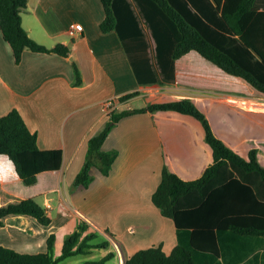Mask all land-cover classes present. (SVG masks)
Masks as SVG:
<instances>
[{"label": "crops", "instance_id": "crops-1", "mask_svg": "<svg viewBox=\"0 0 264 264\" xmlns=\"http://www.w3.org/2000/svg\"><path fill=\"white\" fill-rule=\"evenodd\" d=\"M187 1L194 12L199 10L193 1L203 3ZM204 2L212 16V3ZM113 6L117 26L104 32L102 0H29L23 26L43 45L69 46V56L27 49L17 63L0 28V116L19 109L37 132L41 148L64 151L62 167L40 173L33 185L25 184L8 154H0L1 188L20 198L37 197L53 218L43 225L27 214L5 217L0 245L20 252L46 251L48 237L76 217L105 234L112 244L108 252L115 250L119 256L158 245L170 253L178 245L175 221L161 212L152 196L165 166L193 180L213 164L205 127L195 116L175 110L128 115L103 144L105 150H119L111 173L92 167L94 181L74 187L89 139L109 119L108 100L123 109L190 98L220 138L247 159L256 147L264 166V92L197 50L175 59L181 32L156 1L114 0ZM256 7L264 9V0H257ZM77 22L84 24V31L73 36L69 27ZM74 62L80 68V84L75 83ZM129 93L136 94L122 99ZM141 100L142 105L132 106ZM182 235L186 239L188 233ZM234 250L243 259L235 263L264 264L262 238H246Z\"/></svg>", "mask_w": 264, "mask_h": 264}, {"label": "trees", "instance_id": "trees-1", "mask_svg": "<svg viewBox=\"0 0 264 264\" xmlns=\"http://www.w3.org/2000/svg\"><path fill=\"white\" fill-rule=\"evenodd\" d=\"M113 1L102 0L106 13L101 23L104 32L117 26ZM154 1L181 32L174 50L175 59L197 50L224 71L243 77L264 92V9H257V0H208L213 6L212 16L206 11L205 0H200L203 3L193 1L198 12L190 8L187 0ZM28 3L29 0H0V28L15 61L20 63L27 49L69 56V46L60 43L50 48L29 34L23 26L22 15ZM73 65L75 83L80 84V68L76 62ZM135 94L129 93L122 99ZM157 110H175L198 118L205 127L207 142L213 147L214 162L200 178L193 180H186L164 167L162 180L152 198L161 212L175 221L179 243L170 253L158 245L126 254L125 264H241L235 263L243 260L234 250L236 244L246 238L264 239V166L258 159L256 147L250 150L247 159L220 138L206 113L190 98L152 103L143 108L114 107L108 113L104 128L89 139L86 160L73 182L74 187H88L94 181L93 166L104 175L111 173L119 150H105L103 144L122 118ZM0 154H8L13 159L27 185L35 184L42 172L60 169L64 160L63 149L40 147L37 132L30 128L17 108L0 116ZM14 214L33 216L43 225L53 221L37 197L20 198L0 186V225L5 224V217ZM89 226L88 222L81 221L78 230L61 243L62 254L58 258L54 256L59 244L57 233L48 237V249L42 252H20L0 245V264H58L61 258L68 256L92 253L98 248L109 250L111 241L105 238L94 242L101 233ZM105 230L115 237L109 228ZM182 232L188 233L186 239ZM224 236L229 238L224 240ZM113 257H117L120 264L115 250L100 260L82 264H106Z\"/></svg>", "mask_w": 264, "mask_h": 264}, {"label": "rangeland", "instance_id": "rangeland-1", "mask_svg": "<svg viewBox=\"0 0 264 264\" xmlns=\"http://www.w3.org/2000/svg\"><path fill=\"white\" fill-rule=\"evenodd\" d=\"M115 104L116 103H114V105ZM142 104H143V101L141 100V101H138L137 103L132 104V106H140ZM212 115L215 118V120L218 121L219 124H220V120L218 119L219 114H217L215 112V113H212ZM93 167H95V166H93ZM80 223H81V220L78 217H76L62 231L57 232L59 241L60 242H63L67 238V236L69 234H71L72 232L78 230ZM99 232L101 233V235L98 236L97 239H94L95 240L94 242H98L100 240H104L105 239L106 235L103 234L101 231H99ZM186 246L188 248L190 247L189 245H186ZM107 253H108V250H105L103 248H98V249H95L92 253H80V254H77V255H73V256H68V257H65V258H61L59 260L58 264H82V263L87 262V261L100 260ZM61 254H62V249L60 248V246H56L55 249H54V256L56 258H58V257L61 256ZM120 257H121L120 258V264H124V260L125 259H123L122 253H121V256ZM106 264H119V259L117 257H113L110 260H108Z\"/></svg>", "mask_w": 264, "mask_h": 264}, {"label": "built area", "instance_id": "built-area-1", "mask_svg": "<svg viewBox=\"0 0 264 264\" xmlns=\"http://www.w3.org/2000/svg\"><path fill=\"white\" fill-rule=\"evenodd\" d=\"M83 31H84V24L80 23V22L71 23V25L69 27V33L73 36H76ZM114 103H115L114 100H108L106 102V107L109 111H111L115 107Z\"/></svg>", "mask_w": 264, "mask_h": 264}, {"label": "water", "instance_id": "water-1", "mask_svg": "<svg viewBox=\"0 0 264 264\" xmlns=\"http://www.w3.org/2000/svg\"><path fill=\"white\" fill-rule=\"evenodd\" d=\"M123 259H125V257L123 256ZM124 264H125V260H124Z\"/></svg>", "mask_w": 264, "mask_h": 264}]
</instances>
